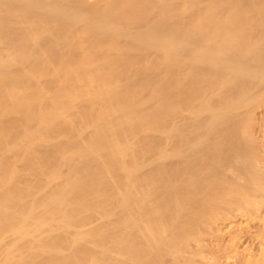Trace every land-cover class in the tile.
I'll list each match as a JSON object with an SVG mask.
<instances>
[{
    "label": "bare ground",
    "instance_id": "obj_1",
    "mask_svg": "<svg viewBox=\"0 0 264 264\" xmlns=\"http://www.w3.org/2000/svg\"><path fill=\"white\" fill-rule=\"evenodd\" d=\"M234 218L264 223V0H0V264H264Z\"/></svg>",
    "mask_w": 264,
    "mask_h": 264
},
{
    "label": "rangeland",
    "instance_id": "obj_2",
    "mask_svg": "<svg viewBox=\"0 0 264 264\" xmlns=\"http://www.w3.org/2000/svg\"><path fill=\"white\" fill-rule=\"evenodd\" d=\"M235 220H237V221H233V219H230V220H217V222H218V224H217V222H216V225L221 229V230H223L224 229V231L226 232L227 231V235H230L231 236V234H233V232H235V234H242V233H246V237H244V240H242L243 242H240V243H238L239 244V247L240 248H244L245 247V245H248L249 244V246L251 245V243L253 244V242H248V240H250L249 239V235L250 236H252V235H254L256 232H258L259 230L261 231V229L263 230L264 228V223L261 221H259V220H256V222L254 221V223H251V224H249V222H247L246 220H243V218H238V219H236V218H234ZM242 219V220H241ZM239 220V221H238ZM225 221V222H224ZM229 221V222H228ZM259 221V222H258ZM222 222V223H221ZM238 222V223H237ZM232 223V224H231ZM248 223V224H247ZM237 226L236 228H234V226L235 225ZM238 224L240 225V226H238ZM220 225V226H219ZM242 226V227H241ZM243 226H244V228H243ZM246 226H248V227H246ZM249 226H250V228H249ZM223 228V229H222ZM235 230H234V229ZM239 228H243L245 231H243V229H239ZM246 228H249V229H246ZM261 228V229H260ZM231 229V230H230ZM232 229L234 230V231H232ZM238 230H240V231H238ZM223 231V232H224ZM228 231H229V233L230 234H228ZM237 232V233H236ZM240 232V233H239ZM248 232H250L249 233V235H247L248 234ZM255 232V233H254ZM246 239H248V240H246ZM248 243V244H247ZM243 244V245H242ZM256 243H254L253 244V246L252 247H256V248H252V249H254V251H258L259 250V246L256 244ZM241 246H243V247H241ZM258 249V250H257Z\"/></svg>",
    "mask_w": 264,
    "mask_h": 264
}]
</instances>
